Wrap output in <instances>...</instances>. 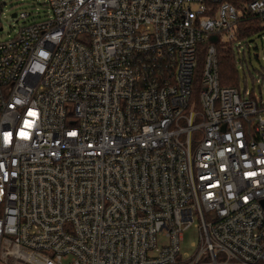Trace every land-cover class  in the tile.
Instances as JSON below:
<instances>
[{"label": "built area", "instance_id": "built-area-1", "mask_svg": "<svg viewBox=\"0 0 264 264\" xmlns=\"http://www.w3.org/2000/svg\"><path fill=\"white\" fill-rule=\"evenodd\" d=\"M43 4L0 40V264H264V96L217 46L264 0Z\"/></svg>", "mask_w": 264, "mask_h": 264}, {"label": "rangeland", "instance_id": "rangeland-1", "mask_svg": "<svg viewBox=\"0 0 264 264\" xmlns=\"http://www.w3.org/2000/svg\"><path fill=\"white\" fill-rule=\"evenodd\" d=\"M44 0H2L3 11L0 13V40L12 37L22 23H31L47 18L46 5ZM27 12L26 19L19 18L15 21L19 13ZM250 23H240L235 26L234 39H226L217 42L220 49L219 61L226 57L228 52L233 51V58L236 67V82L233 86L237 87L244 98H259L260 94L264 96V24L259 21L253 23L257 29L249 35H238V29L245 27ZM222 56V57H221ZM247 92V93H246ZM193 98H196L194 94ZM195 223H199L198 217L194 218ZM166 238L158 236V245L164 244ZM200 242L199 228L190 224L183 229L182 240L180 241V254L183 258L192 255ZM193 243V244H192ZM186 253V254H185ZM67 259H63L67 263Z\"/></svg>", "mask_w": 264, "mask_h": 264}, {"label": "trees", "instance_id": "trees-1", "mask_svg": "<svg viewBox=\"0 0 264 264\" xmlns=\"http://www.w3.org/2000/svg\"><path fill=\"white\" fill-rule=\"evenodd\" d=\"M233 4L239 5L240 0H230ZM239 7V6H237ZM259 22L256 18L249 16L248 14L245 15V18L237 22V25L240 23H250L248 26L245 27V30L242 28L238 29V35H249L253 33L257 27L253 25V23ZM234 54L233 51L228 52L226 57H222L219 61V81L222 85L233 86L236 82V67L234 62H231Z\"/></svg>", "mask_w": 264, "mask_h": 264}, {"label": "snow or ice", "instance_id": "snow-or-ice-1", "mask_svg": "<svg viewBox=\"0 0 264 264\" xmlns=\"http://www.w3.org/2000/svg\"><path fill=\"white\" fill-rule=\"evenodd\" d=\"M29 115H30V116H35L36 113L30 111V112H29ZM25 126L28 127V128L32 127V125H31L28 121H25ZM3 135H4V139H5V141L7 142V141L10 139V137L12 136V133H11V132H4ZM19 135H20L21 137H25V138H27V137L29 136V133L26 132V131H24V130H21V131L19 132ZM258 163H264V161H259ZM245 175L251 177V176H255L256 173H254V172H249V173H246Z\"/></svg>", "mask_w": 264, "mask_h": 264}, {"label": "water", "instance_id": "water-1", "mask_svg": "<svg viewBox=\"0 0 264 264\" xmlns=\"http://www.w3.org/2000/svg\"><path fill=\"white\" fill-rule=\"evenodd\" d=\"M262 204H263V206H264V199L262 200Z\"/></svg>", "mask_w": 264, "mask_h": 264}]
</instances>
